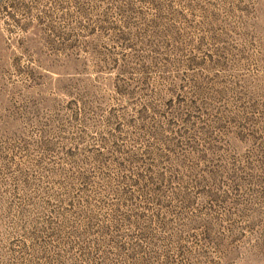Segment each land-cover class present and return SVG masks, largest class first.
I'll use <instances>...</instances> for the list:
<instances>
[{"label":"rangeland","instance_id":"rangeland-1","mask_svg":"<svg viewBox=\"0 0 264 264\" xmlns=\"http://www.w3.org/2000/svg\"><path fill=\"white\" fill-rule=\"evenodd\" d=\"M0 264H264V0H0Z\"/></svg>","mask_w":264,"mask_h":264}]
</instances>
